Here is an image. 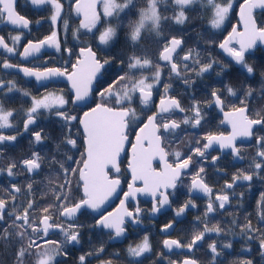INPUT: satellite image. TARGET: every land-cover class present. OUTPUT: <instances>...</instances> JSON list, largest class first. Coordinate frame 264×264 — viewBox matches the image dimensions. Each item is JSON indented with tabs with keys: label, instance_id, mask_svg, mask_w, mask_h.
<instances>
[{
	"label": "snow or ice",
	"instance_id": "6c2138e0",
	"mask_svg": "<svg viewBox=\"0 0 264 264\" xmlns=\"http://www.w3.org/2000/svg\"><path fill=\"white\" fill-rule=\"evenodd\" d=\"M140 3L141 0H30L32 6L49 11L50 34L37 41L28 40L22 52L18 51L22 31L7 39L0 35V71L16 69L24 77H34L38 82L66 77L71 93L66 97L64 93L48 92L36 97L17 87L16 81L0 76V161L5 159L4 152L15 146L20 137L25 134L31 137L28 155L19 161L9 158L6 165L0 163V175L6 173L15 178L28 174L24 185L10 183L7 188L0 187V245L11 252L12 264H61L60 258L68 255L67 246L80 243L81 229L85 225L76 222L78 215H92L94 223L88 227L108 230L109 240L125 237L127 225L135 227L142 223L141 216L145 211L155 216L166 206L171 207L170 197L175 195L178 187L184 186L183 177L193 163L199 167L188 186V199L175 209L174 221L187 209L197 207L192 195L202 193L208 198L201 221L204 226L193 230L186 242L163 240L162 247L167 252L176 254L175 250L179 249L184 253L179 262L161 252L153 264L165 261L166 264H202L196 251L210 233L222 240H213L207 245V264H253L249 258L229 261L233 242L228 237H235L237 228L240 238L246 242L259 240V255L264 260V192L260 193L256 203V227L247 217L241 225L235 214L230 222L232 226L227 229L219 222L210 227L208 222L210 215L227 211L226 206H232L231 197L236 196V186L247 182L250 190L254 180L264 182V71L258 87L225 84L222 89L211 91L210 100L205 103L223 113L231 132L227 136L206 134L196 140L195 147L189 146L187 153L172 145L180 140L182 132H186L182 125L193 129L201 126L205 119L201 102L193 96L192 103L185 108L179 99L169 95L173 80H182L191 87L195 82L193 75L203 78L206 73L219 68L216 74L221 76L232 64L239 66L246 79L254 78L256 67L248 62V58L258 44L264 45V0H243L239 4L243 30L232 25L231 31L218 44L217 34L230 23L233 0H143L139 6ZM15 5L16 0H0V22L18 30L28 29L31 21L18 13ZM73 13L80 18L75 27L71 24ZM196 20L201 22L200 29L195 26ZM188 25L193 26L194 37L190 35ZM121 31L124 45L113 51ZM69 32L75 44L63 47ZM202 43L207 47H202ZM212 46L226 53L229 62L221 63L212 57ZM45 47L66 54V66L40 70L10 62L12 56L26 60ZM98 51L107 55L100 56ZM161 87L163 93L159 92ZM14 93L29 98V106L6 107ZM154 93L160 95L159 104L149 115ZM229 98H236L239 106ZM82 105L88 110L82 111L81 115L76 109ZM226 108L229 110L225 111ZM44 113L59 126L55 139L43 128L36 130L39 127L37 121ZM177 113L184 115L177 119ZM8 130L13 134H7ZM133 132L134 142L129 139ZM238 138L254 141V155L248 168L238 169L213 199V189L203 175V161L211 154L209 150H214V145L220 150H230L234 159H243L244 145H237ZM49 140L55 145L53 151L34 150ZM128 144L131 158L122 172L121 153ZM219 158L211 157L214 166ZM157 160L162 166L159 170L153 166V161ZM41 173L43 178L36 181L35 176ZM124 173L130 176L126 191L122 188ZM36 183L43 187L41 199L50 197L44 204L34 196ZM120 193L123 199L119 200L118 207L107 211L111 198H119ZM138 195L151 197L150 210L141 209L138 204L129 209L128 204ZM19 196L26 199L18 201ZM244 196L243 191L239 193L241 203L236 205L237 209L242 207ZM174 221L165 224L161 232L170 233ZM53 233L61 234L63 240L51 239ZM244 250L252 251L250 247ZM103 251L101 244L98 249L80 255L78 264H87L89 256ZM125 251L128 264H144L153 251L149 236L145 234ZM112 256L118 258L120 253L115 252ZM104 264H112V260Z\"/></svg>",
	"mask_w": 264,
	"mask_h": 264
},
{
	"label": "flooded vegetation",
	"instance_id": "af4514ba",
	"mask_svg": "<svg viewBox=\"0 0 264 264\" xmlns=\"http://www.w3.org/2000/svg\"><path fill=\"white\" fill-rule=\"evenodd\" d=\"M243 0H235L234 11L230 16V23L226 25L225 29L219 32L216 36L217 44L220 43L224 37L231 30L232 25H236L240 31L239 23L237 21V9L239 4ZM16 11L21 15L25 16L31 21L28 29L18 30L13 26L0 22V35L4 36L6 39L9 36L18 34V31L23 32V36L18 47V51H23V45L28 42V40L37 41L43 39L45 36L49 35L51 32L50 23L47 21L49 16V11L46 8H36L26 2V0H16ZM65 10L67 11V3H65ZM207 20V17H205ZM36 21H40L39 24ZM78 17L73 13L71 24L73 27L77 26ZM61 40H63V35H61ZM122 38L119 39L116 47L119 48L122 46ZM75 42L72 40L71 32L67 36V44H63V47H73ZM202 47H207L202 43ZM95 50V45H93ZM2 53V50H0ZM210 54L216 60L221 63H228L229 59L225 58L222 53L218 51V47L212 46ZM98 55L105 56L106 53H101L98 51ZM208 55V53H205ZM12 63H19L26 67L38 68L43 70L44 67H65L64 60L67 59L66 54L58 53L54 48H47L40 53L35 54L34 56L29 57L28 59H22L18 55L12 56L9 58ZM75 61V57L72 58V62ZM248 62L253 64L256 67L255 77L251 79H246V74L242 73L239 66L232 64L229 69L223 73L221 76H217V72L220 71L219 68H214L210 73H206L203 78H197L195 75L192 76L193 81H195L191 87H188L183 83L182 80H173L172 87L170 89L169 95L174 96L179 99L181 105L185 108L192 103V97L194 96L197 101H200L201 112L204 114L205 119L202 121L201 126L198 128H191L188 126L182 125V128H186V132H182L180 140L173 143L172 147L175 149L179 147L184 153L188 152L189 146L195 147L196 140L201 139L206 134L220 135L223 134L227 136L231 132V126L224 121V115L218 108L214 105L209 107L206 101L210 100V93L213 89H222L225 84H232L233 86H238L243 83L245 86L251 84L253 87H258L261 72L264 71V48L262 46H257L256 49L249 55ZM68 70L71 71L70 66ZM0 76L5 80H14L16 81L17 87L28 90L33 96L41 97L48 92H55L56 94L64 93L67 96L71 95L68 85L62 81H49L46 84L39 85L31 77H24L22 73H18L16 69H9L6 71H0ZM98 86V85H97ZM160 93H163V88L159 89ZM154 104L150 105L151 111L148 114H151L155 111V105L160 99V95L154 93ZM239 106L236 98H229ZM29 98L21 97L19 93H14L11 96V102L6 104V107L12 109H20L21 107L27 108L29 106ZM91 104V101L89 102ZM260 106V105H256ZM231 105H229V108ZM87 107H80L79 114L83 110H86ZM139 110V109H138ZM229 110L228 108L225 111ZM184 113H177V119L182 118ZM18 116L17 118H21ZM146 117H144L145 120ZM15 123V120L13 121ZM39 127L45 129L48 133L59 131V126L53 122L51 118L48 117L47 113H44L38 121ZM22 129V123L20 124ZM138 129V128H137ZM136 129V131H137ZM7 134H13L11 130H8ZM134 132L130 134L129 139L132 141L134 137ZM31 137L29 134H25L23 137H20L17 144L13 147H10L4 152L5 159L0 161V163L7 164L9 158H14L19 161L22 157L29 154V141ZM182 141V142H181ZM237 145L243 144L242 156L243 159H234L230 154V150H220L218 145H214V150H209L210 155L207 160L203 161V166L205 167V173L203 174L206 182L213 189L212 198L214 199L215 195L219 193L225 184L226 181L230 182L232 175L238 169H247L249 166V161L254 155V141L242 140L238 138L236 141ZM130 144L126 146L125 152L121 156V171L124 172L128 164V148ZM36 151H39V145L35 147ZM212 156H219V160L215 162V166L211 160ZM171 161V157L169 158ZM198 159V158H197ZM154 167L159 169L158 163H153ZM199 165L193 163L190 168L187 170V174L183 177V187H178L174 196L170 197L172 200L171 207L162 210L160 213L155 216L149 215L148 211H145L142 216L138 226H132L131 224L127 225L126 236L119 238L117 240H109L107 236L108 230L92 229L88 225L94 223L92 215H78L76 222L85 225L81 229L80 243L79 244H69L67 246L68 255L66 257H61V264H78V257L82 254L88 253L94 249H98L101 244H103L104 251L99 255H92L88 257L87 264H104L105 261L112 260V264H128V258L126 257V249L130 244H135L142 240L143 236L147 234L149 236L152 253L148 254L149 259L144 260V264H153V261L156 259L157 254L164 252L165 255L172 260L179 262V260L184 258V253L181 250H175L176 254L169 253L162 247V242L164 239H181L182 242H186L189 238V235L193 230L202 229L204 224L203 213L207 203V197L202 193H194L192 199L196 203L197 207L189 208L186 210L185 214L179 218H175V209L181 206L188 199V186L191 183L192 176L195 174V171L198 169ZM27 173L20 174L15 178L8 177L5 174L0 175V187L7 188L10 183H17L19 185H24L27 182ZM36 181H39L38 175L35 176ZM130 180V176L127 173H124L122 176V188L126 191L127 182ZM247 182L244 185H238L235 187L236 196L231 197V207L226 206L227 211L220 210L214 216L210 215L208 218L209 226L220 223L221 227L229 228L232 225L230 222L235 217H238V222L242 225L245 223V218L251 220L253 227L257 226V217L255 215L256 203L260 196L261 192H264V182L260 180H254L252 182V187L249 190L246 186ZM38 183L34 184V196H38ZM171 191V190H170ZM244 192L245 196L243 197L242 207L237 209L236 205L241 203L239 198V193ZM122 193L119 194V198H115L111 204L107 207V211H111L122 198ZM26 198L24 196H19L18 201H24ZM139 205L141 209L150 210L151 209V200H146L142 198H137L135 202L128 204L129 209L131 210L136 205ZM223 213V214H221ZM82 216V217H81ZM81 218L83 222L81 223ZM174 221V229L170 233L161 232V228L169 223ZM237 235L235 237L229 236L228 239H231L233 242V248L229 252V261L235 258H249L252 259L253 264H264V260L261 259L259 255V240L252 242H246L241 239L239 236V229H236ZM53 240H63L61 234L53 233L51 235ZM213 240L221 241L222 237H217L215 233H210L205 237L203 245L196 251L197 258L202 262V264H207L206 252L207 245ZM245 247H250L251 252L245 251ZM119 252L120 256L114 257L113 253ZM0 264H12V255L11 252L6 251L3 245H0ZM162 264H166L162 262Z\"/></svg>",
	"mask_w": 264,
	"mask_h": 264
},
{
	"label": "trees",
	"instance_id": "16d2710c",
	"mask_svg": "<svg viewBox=\"0 0 264 264\" xmlns=\"http://www.w3.org/2000/svg\"><path fill=\"white\" fill-rule=\"evenodd\" d=\"M142 4H143V0H141V3H140L139 6H142ZM192 15L195 16L196 13H192ZM132 18L134 19L135 17L133 16ZM195 26H196L197 29H200L201 28V22L199 20H196L195 21ZM188 29H189L190 35L192 37H194L195 36V31L193 30V26L192 25H188ZM120 38H122V42L121 43H122V46H123L124 45V33H123V31H121V33H120L119 39ZM192 43H193V41L191 39H189V44H192ZM116 49H118V48L116 47L115 49H113V51H115ZM77 112H79V110H77ZM49 134L53 137V139H55L58 136L59 131L56 130L54 132H49ZM54 148H55V145H54L52 140L46 141L45 145H43V146L39 145V151H41L42 153L45 152V151L51 152V151L54 150ZM45 171H46V169H45ZM38 178H39V181H40L43 178V173L38 175ZM37 191H38V193H37L38 196H36V199L40 202V204H44L47 201V199H49L50 197H45L44 199H41V193L43 191V187L39 183H38ZM82 222H83V219L81 218V223ZM206 257H208V252H206Z\"/></svg>",
	"mask_w": 264,
	"mask_h": 264
},
{
	"label": "water",
	"instance_id": "95a60500",
	"mask_svg": "<svg viewBox=\"0 0 264 264\" xmlns=\"http://www.w3.org/2000/svg\"><path fill=\"white\" fill-rule=\"evenodd\" d=\"M243 2V1H242ZM241 2V3H242ZM237 21H238V23H239V27H240V31H242L243 30V25H242V23L239 21V6H238V9H237ZM80 18L78 17V20H79ZM78 23H79V21H78ZM10 25V24H9ZM12 26V25H11ZM231 31V30H230ZM229 31V32H230ZM227 36V35H226ZM225 36V37H226ZM223 41V40H222ZM221 41V42H222ZM257 46H262L263 48H264V45H257ZM48 47H45L44 49H42L41 51H44V50H46ZM218 51L220 52V53H222V55L225 57V58H227V59H230V58H228L227 57V54L226 53H223L222 52V50H220L219 48H218ZM237 66V65H236ZM31 78H33L34 80H35V78L34 77H31ZM36 81V80H35ZM49 81H62V82H64V83H66L67 85H68V88H69V90H70V84H69V82L67 81V79H66V77H59V78H52V79H49V80H45V81H42V82H38V81H36V82H38L39 83V85H42V84H46V83H48ZM159 104V100L157 101V103H156V105H158ZM81 107H84L83 105L81 106ZM86 110H88V109H86ZM86 110H84V111H86ZM155 111H156V108H155ZM154 111V112H155ZM152 114V113H151ZM151 114H149V115H151ZM81 115H82V113H81ZM145 122H146V118H145ZM142 126V125H141ZM137 131H138V129H137ZM132 141L134 142L135 141V135H134V137H133V139H132ZM126 146L127 145H125V149H126ZM122 154L123 153H121V156H122ZM128 155H129V158H128V160L131 158V146H129V148H128ZM153 163H158L159 164V169H160V167H162L161 165H160V162L157 160V161H153ZM128 165V164H127ZM126 168H127V166H126ZM158 169V170H159ZM127 190V189H126ZM116 197H113V198H111V201H110V204H111V202L115 199ZM137 198H142V199H146V200H151V197H149V196H143V195H138L137 196ZM121 199H123V195H122V198ZM136 201V200H135ZM135 201H133V202H135ZM109 204V205H110ZM108 205V206H109ZM118 205H119V202H118V204L111 210V211H114L117 207H118ZM107 206V207H108ZM168 207L166 206L164 209H162V210H165V209H167ZM161 210V211H162ZM166 250V249H165ZM167 251V250H166Z\"/></svg>",
	"mask_w": 264,
	"mask_h": 264
},
{
	"label": "rangeland",
	"instance_id": "374dc122",
	"mask_svg": "<svg viewBox=\"0 0 264 264\" xmlns=\"http://www.w3.org/2000/svg\"><path fill=\"white\" fill-rule=\"evenodd\" d=\"M233 4H235V0H233ZM84 111V110H83Z\"/></svg>",
	"mask_w": 264,
	"mask_h": 264
}]
</instances>
